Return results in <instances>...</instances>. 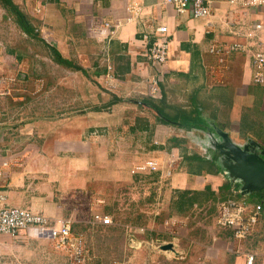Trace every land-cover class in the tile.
<instances>
[{
    "label": "crops",
    "instance_id": "1",
    "mask_svg": "<svg viewBox=\"0 0 264 264\" xmlns=\"http://www.w3.org/2000/svg\"><path fill=\"white\" fill-rule=\"evenodd\" d=\"M6 1L26 15L34 30L30 35L23 29L17 14L0 0L2 8L14 18L26 38L20 50L13 52L15 48H11V58L14 56L11 61L19 62L21 84H17L9 97L10 105L0 109V195L5 197L7 206L31 210L56 223L70 219L74 227L89 228L92 224V232H103L109 226L94 224L93 214L106 215L102 204L109 199L107 188L111 182H120L133 166L154 157L163 156L166 161L169 153L166 145L171 144L173 138L182 139L184 147L193 138L198 144L202 133V141L210 144L211 124L206 131L192 130L199 137L194 134L189 140L187 136L191 131L160 122L147 103L152 100L147 96L150 82L157 76L147 58V50L157 39V28L162 25L168 27L171 40L167 74L159 83L161 99L171 107L168 109H191L197 100L203 119L209 117L231 138L233 124L238 120V132H235L247 139L246 142L253 139L264 146V137L256 138L243 131L247 115L251 116L249 123L264 128V86L253 81L254 56L264 52V28L257 37H247L257 24L264 26V8L244 9L232 6L230 0H205L211 15L195 18L192 10L179 14L163 0ZM98 21L118 26L110 43L88 36L89 27ZM41 28L50 34L52 45L38 34L37 29ZM237 44L242 45L243 50H232ZM213 46L231 51L212 53ZM40 47L45 49L40 51ZM46 61L67 68V72L71 70L70 100L73 102L83 97L77 87L71 89L77 79L84 78L85 96L91 97V84L112 65L115 74L125 82L124 95L138 99L131 108L141 111L138 124H143L135 130L136 135H140L139 142L147 147L145 153L133 151L129 157L123 155L122 161L114 159L109 154L111 137L104 132L109 128L108 121L99 123L94 119L93 109H45L43 99L49 95L45 88L50 82L45 71ZM103 62L104 66L109 62L104 69ZM10 68L13 71V65ZM161 99L153 101L158 103ZM16 106L20 107L16 109ZM121 109L126 107L121 106ZM98 128H103L102 138H99ZM158 140L166 145L154 144ZM218 175L194 176L186 168L173 177V182H179L182 189L203 191L206 182L217 181V190L211 185L216 192L224 184L218 178L213 179ZM251 197L258 202L254 194ZM255 206L259 217L257 232L244 246L243 253L236 252L232 232L216 225L220 234L213 235L212 242L199 253V264H245L250 254L255 255V264H264V211L260 210V205L255 203ZM83 239L87 256L86 248L93 252L98 240ZM73 263L76 264L68 251L55 248L49 233L40 234L38 229L31 228L22 239L0 234V264Z\"/></svg>",
    "mask_w": 264,
    "mask_h": 264
},
{
    "label": "rangeland",
    "instance_id": "2",
    "mask_svg": "<svg viewBox=\"0 0 264 264\" xmlns=\"http://www.w3.org/2000/svg\"><path fill=\"white\" fill-rule=\"evenodd\" d=\"M5 10L0 5V109H5L8 104L10 105L9 97L13 94L17 84L18 86L21 84L19 82L21 80L19 62L16 60L11 61L14 58V56L11 58V48H15L13 52L20 50L26 39L22 36L18 23ZM38 39L40 38L38 37ZM43 48L40 47V51ZM5 57H7L6 61H8L6 63L4 61ZM46 64L45 71L50 82L48 86L46 84L45 88L46 94H49L43 99L45 109H75V107H77L76 109H93L95 110L94 119L98 120L99 123L108 121L106 124H109V128L104 129V132L109 133V137H111V140L108 139L110 144L107 145L110 148L109 154L114 159L122 161L123 155L129 157L133 151H138V153L143 151L145 153L147 147L139 142L137 137L140 135H136L137 131L135 130V127L143 124V122L138 124V115H141V111L140 109L131 108L138 99L137 97H132V95L130 96V94L124 95L125 93L122 90L124 85L120 89L118 87L119 90L117 92H112L108 90L103 78L99 76L98 81L96 80V82L94 81L91 84L92 96L89 97L88 95L86 97L84 78L83 80L77 79L71 89L77 87L79 93L82 91L83 97L81 100L73 102L72 99L70 100L69 81L72 77L69 72L71 70L69 69V72H67V68L57 67L54 65L55 63L53 64L50 61H46ZM102 64L104 69V62ZM11 65H13V71L10 68ZM49 89L51 91L48 93ZM112 103L116 107H112L114 106ZM121 106L126 107V109H121ZM19 107L16 106V109ZM244 118L247 121V123L245 121L243 123L244 134L248 133L256 138H263L264 128L251 122L249 123L250 115ZM204 119L208 124L214 125L209 117ZM234 123L233 132H238L239 121L237 120ZM77 125L80 127L79 123ZM215 126L218 127L219 125L215 124ZM209 130L211 131L208 132L214 133L213 129ZM97 131L99 132V138H102L103 128H98ZM233 132L232 138L237 144L243 145L246 143L247 139L239 136L237 132ZM196 133L195 131L188 133L187 137L189 140ZM145 135L148 136V133ZM145 135L143 134V136ZM201 135L203 134L199 135L201 141L199 139L198 144L197 139L193 138V141L191 140L192 142L188 143V146L182 147L183 150L179 151L180 155L183 156V153H189L211 158L215 154V150L211 148L212 143L210 142L209 144L202 141ZM96 137L98 136L96 135ZM119 143L121 147H119ZM156 143L154 142V144ZM156 145L164 146L166 144H162L159 141ZM166 147L169 150L168 158H165L166 161L163 156L154 157L162 164V170L160 173L158 172L159 175H156V173L142 174L141 176L133 175L132 169L137 166L135 165L123 180L120 182L115 180L109 184L108 188L106 187L110 190V196L102 206L105 214L113 222L108 229L103 232H92V224L89 228L80 225L72 226V234L81 238L83 245V237L85 239L90 237L98 240L95 243L93 252L86 248L87 260L85 264H199L197 259L199 253L205 250L204 246L209 245L210 241L212 242L213 235L220 234V230L216 226V214L219 203L224 200L217 199L201 207H194L183 214L176 213V208L172 204L173 199L178 198L176 192L189 189H182L183 186H179V182L178 184L173 182V177L177 173L186 171L187 163L185 164L183 161L179 163L180 161H178L175 170L169 175L170 169L167 162L170 159L171 150H180V148H173L169 143H167ZM101 148L99 147L98 150H101ZM163 160L165 162L162 163ZM78 165L84 164L78 163ZM221 174L222 176L219 177L218 175L213 179L217 180L218 178L224 184L232 182L234 186L237 185L238 187L239 184L229 180L225 172ZM206 179L209 181L208 177ZM208 184L210 186L214 185L217 190V181L205 183V185ZM216 192L217 196L220 197V190L218 189ZM232 193V196H227V199L234 198L247 204L252 211L258 213L255 206L257 201L251 197L252 195L238 197L240 190L235 187ZM80 235H83V237ZM167 243H173L176 252L162 251L160 247Z\"/></svg>",
    "mask_w": 264,
    "mask_h": 264
},
{
    "label": "built area",
    "instance_id": "3",
    "mask_svg": "<svg viewBox=\"0 0 264 264\" xmlns=\"http://www.w3.org/2000/svg\"><path fill=\"white\" fill-rule=\"evenodd\" d=\"M164 3L172 5L177 13L184 14L192 10L195 18H207L211 15L210 7L205 0H163ZM234 7L244 9L264 8V0H230ZM40 13V9L36 10ZM26 17V15H25ZM118 26H114L107 21L93 22L88 29V36L97 41L110 43L115 37ZM264 26L259 23L247 34L248 38H255ZM38 34L43 41L52 45V38L46 29H37ZM157 39L147 50V58L157 71V76L150 82L147 96L152 100L162 98V90L159 83L162 82L167 74L166 64L169 58V49L171 40L167 26L157 28ZM243 50L242 45H234L232 50ZM231 49L221 50L216 46L211 48L212 53H229ZM255 74L253 81L256 84L264 86V52H258L254 56ZM105 86L112 92H117L124 84V80L117 76L112 65H108L107 72L101 76ZM119 87V89H118ZM158 144V142L156 143ZM169 164V175L175 170L177 162L183 161V156L179 150H171ZM162 164L157 159H149L143 164L137 165L132 169V174H155L161 172ZM93 223L103 226H111L112 219L103 213L93 214ZM72 221L64 220L56 223L53 220L35 213L28 209L9 207L6 205V199L0 195V234L11 235L16 239L24 238V235L31 228L38 229L40 234L49 233L50 238L57 250L68 251L76 264H85L86 255L83 240L72 234ZM259 224L258 213L252 211L251 207L236 199H227L219 203L216 214V225L221 230L232 232L234 242L237 245L236 252L243 253V248L250 238L257 232ZM255 255H247L245 264H255Z\"/></svg>",
    "mask_w": 264,
    "mask_h": 264
},
{
    "label": "trees",
    "instance_id": "4",
    "mask_svg": "<svg viewBox=\"0 0 264 264\" xmlns=\"http://www.w3.org/2000/svg\"><path fill=\"white\" fill-rule=\"evenodd\" d=\"M4 2L10 6L13 12L17 14V21L21 27L30 32V35H33V27L27 18L13 3L10 1L7 2L6 0H4ZM147 103L156 112L157 119L164 124L171 125L185 131L208 130V123L202 118L203 110L200 109V105L197 100H194V104L191 109H182L181 107H173V109H168L171 107L167 105L165 99H161L158 103L153 100H149ZM182 142H184L182 139L180 140L178 138H173L171 139V146L175 148H181ZM218 157L219 153L214 154L211 158L202 155L184 153L183 163H187V172L191 175H218L222 173V170L217 165ZM234 187L239 190V185L237 187V185L234 186L232 182L225 183L220 188V197L217 196V193L212 190L210 185H207L203 191H177L176 194L178 198L175 200L173 199L172 204H174L176 208V213L183 214L189 210H192L194 207H201L210 201H215L217 199L227 200V196H232ZM237 196L241 197V194L239 193ZM254 197L259 198L258 202L255 203L261 206V211H264V192L254 193Z\"/></svg>",
    "mask_w": 264,
    "mask_h": 264
},
{
    "label": "water",
    "instance_id": "5",
    "mask_svg": "<svg viewBox=\"0 0 264 264\" xmlns=\"http://www.w3.org/2000/svg\"><path fill=\"white\" fill-rule=\"evenodd\" d=\"M209 132L212 147L218 151L217 165L229 180L239 184L241 196L264 192V146L249 139L245 144H237L224 130L212 126ZM162 251L176 252L173 243L162 245Z\"/></svg>",
    "mask_w": 264,
    "mask_h": 264
},
{
    "label": "flooded vegetation",
    "instance_id": "6",
    "mask_svg": "<svg viewBox=\"0 0 264 264\" xmlns=\"http://www.w3.org/2000/svg\"><path fill=\"white\" fill-rule=\"evenodd\" d=\"M214 153H215V154H216V153L218 154V152H217V151H215Z\"/></svg>",
    "mask_w": 264,
    "mask_h": 264
}]
</instances>
